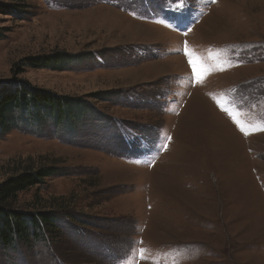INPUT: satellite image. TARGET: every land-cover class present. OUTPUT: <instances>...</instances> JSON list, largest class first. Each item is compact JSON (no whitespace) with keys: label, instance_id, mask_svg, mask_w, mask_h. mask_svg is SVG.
Masks as SVG:
<instances>
[{"label":"rangeland","instance_id":"374dc122","mask_svg":"<svg viewBox=\"0 0 264 264\" xmlns=\"http://www.w3.org/2000/svg\"><path fill=\"white\" fill-rule=\"evenodd\" d=\"M0 2V82L80 100L0 136V184L56 169L14 199L54 229L0 264H264V0Z\"/></svg>","mask_w":264,"mask_h":264},{"label":"trees","instance_id":"16d2710c","mask_svg":"<svg viewBox=\"0 0 264 264\" xmlns=\"http://www.w3.org/2000/svg\"><path fill=\"white\" fill-rule=\"evenodd\" d=\"M24 7L20 3L0 2V15L17 16L22 13ZM6 32L5 29L0 28V39L5 37ZM71 61L70 54L55 52L36 58H25L21 63L19 62L21 67L18 68L19 71H23L21 69L26 67L60 70ZM79 101L37 89L23 81L0 82V136L8 134L19 123H28L29 116L37 123L53 118L54 122L59 124L62 118H70L75 104L80 105ZM55 171L54 167H48L34 172H23L0 184V248H14L17 244L31 243L38 232L54 229L51 216L18 210L14 205V199L17 193L41 184L45 178L53 176Z\"/></svg>","mask_w":264,"mask_h":264},{"label":"snow or ice","instance_id":"6c2138e0","mask_svg":"<svg viewBox=\"0 0 264 264\" xmlns=\"http://www.w3.org/2000/svg\"><path fill=\"white\" fill-rule=\"evenodd\" d=\"M189 63L192 65L194 73L196 75H199V70L196 68V61L195 60H190Z\"/></svg>","mask_w":264,"mask_h":264}]
</instances>
